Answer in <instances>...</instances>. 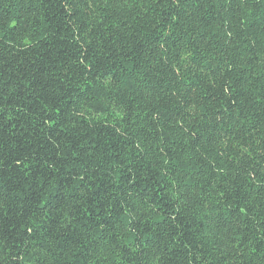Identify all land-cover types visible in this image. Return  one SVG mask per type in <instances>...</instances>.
<instances>
[{"label": "trees", "instance_id": "16d2710c", "mask_svg": "<svg viewBox=\"0 0 264 264\" xmlns=\"http://www.w3.org/2000/svg\"><path fill=\"white\" fill-rule=\"evenodd\" d=\"M0 37V264H264V0H0Z\"/></svg>", "mask_w": 264, "mask_h": 264}, {"label": "snow or ice", "instance_id": "6c2138e0", "mask_svg": "<svg viewBox=\"0 0 264 264\" xmlns=\"http://www.w3.org/2000/svg\"><path fill=\"white\" fill-rule=\"evenodd\" d=\"M124 2L125 3H128V0H124ZM133 2H134V0H133ZM177 2H179V0H177ZM224 2L225 3H228V2H230V0H224ZM0 38H2V37H0ZM4 108H3V106L2 105H0V114H2V113H4ZM57 112H59V108H57ZM56 123V121L55 120H53V124H55ZM13 127H14V125H13ZM3 165H2V162H0V167H2ZM254 251H255V249H253ZM261 255H264V253H262Z\"/></svg>", "mask_w": 264, "mask_h": 264}]
</instances>
